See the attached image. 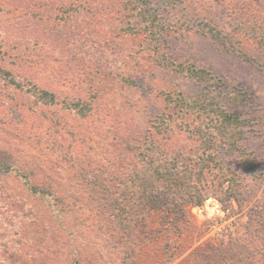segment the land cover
Returning a JSON list of instances; mask_svg holds the SVG:
<instances>
[{
    "label": "rangeland",
    "instance_id": "374dc122",
    "mask_svg": "<svg viewBox=\"0 0 264 264\" xmlns=\"http://www.w3.org/2000/svg\"><path fill=\"white\" fill-rule=\"evenodd\" d=\"M131 5L0 0V148L32 172L30 185L15 173L2 177L0 218L23 264H188L194 249L201 262L212 256L222 264L218 249L235 240L263 244L250 230L264 213V0L157 2L160 21L170 24L157 51ZM182 68L206 69V86L236 93L253 120L237 150L224 155L233 169L240 156L259 163L237 172L245 202L215 192V170L209 196L187 205L180 221L166 210L114 209L121 183L133 169L146 170L138 154L147 142L183 156L200 148L180 121L154 130L155 118L170 111L165 96L193 89ZM33 86L55 94L58 105L23 92ZM185 119L190 128L201 123Z\"/></svg>",
    "mask_w": 264,
    "mask_h": 264
},
{
    "label": "trees",
    "instance_id": "16d2710c",
    "mask_svg": "<svg viewBox=\"0 0 264 264\" xmlns=\"http://www.w3.org/2000/svg\"><path fill=\"white\" fill-rule=\"evenodd\" d=\"M130 2L132 5L129 10L136 11L142 27L149 34L152 49L157 51V47L165 44L163 31H169L170 24L160 21L154 4L158 2L172 5L173 0H129ZM211 31L215 32L216 38L219 37L226 42L217 29L211 27ZM182 66L177 64L178 69ZM181 71H185V76L192 82L193 89L187 93L174 91L165 96L167 109L170 111L163 112L155 118L154 130L157 133L166 132L173 125L180 126L177 123L180 121L179 123H182L185 129L197 137L200 148L194 156L167 154V150L148 140L147 148H144L146 152L138 154L140 155L138 160L144 163L146 170L133 169L127 180L121 183V191L112 198L114 209L126 211L131 204L133 211L146 210L147 213H151L155 210H166L175 213L177 220L180 221L185 218L187 205H200L209 196L210 185L207 176L212 175L215 170L217 172L213 176H217L219 172V182L214 187L215 192L221 197L234 196L240 205L245 202L238 188L240 184L237 181V172H251L252 168L259 163L255 157L252 159L243 156L240 159V156L233 169L225 165L224 155H231L237 150L238 143L245 139L253 120L243 110L241 97L236 93L231 91L216 93L206 86L211 79L206 69L182 68ZM6 73L9 75V84L19 87V91H22L11 74ZM23 92L30 93L34 101L45 107L58 105L55 94L48 93L37 86L24 89ZM66 108L69 109L67 106ZM187 114H191L192 119L200 118L201 123L190 128L185 119ZM222 149L225 151L224 154ZM13 158L9 151L0 148V181L4 175L15 173L30 185L28 179L32 172L24 171L26 168L23 167L22 162ZM225 182L229 183L226 188L223 187ZM30 187L33 192H38V195L42 194L37 187ZM6 194V190L0 183L1 201ZM119 196L125 199L124 203L120 202ZM7 206L10 210L12 209L10 204L6 203L5 207ZM2 215L4 211L0 209V217ZM1 221L0 218V264H23L19 259L15 260L19 242L15 243L7 237L6 231H2ZM251 222L250 231L254 232L263 244L256 247L251 245L247 248L240 245V240H235L232 247L218 249L222 264H264V213L260 217H254V222ZM221 250L225 252L224 255ZM200 258L202 253L199 249H194L189 254L187 263H214L212 256L202 262ZM208 259H211V262Z\"/></svg>",
    "mask_w": 264,
    "mask_h": 264
}]
</instances>
